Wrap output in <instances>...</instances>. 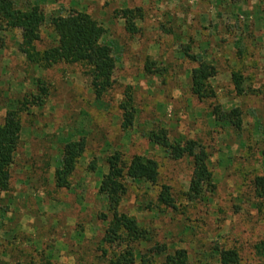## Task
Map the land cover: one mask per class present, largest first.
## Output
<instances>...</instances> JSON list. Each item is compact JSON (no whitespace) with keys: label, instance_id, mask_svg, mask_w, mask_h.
Wrapping results in <instances>:
<instances>
[{"label":"rangeland","instance_id":"1","mask_svg":"<svg viewBox=\"0 0 264 264\" xmlns=\"http://www.w3.org/2000/svg\"><path fill=\"white\" fill-rule=\"evenodd\" d=\"M13 1L20 10L38 6L45 14L39 50L57 40L50 16L89 14L101 43L111 47L115 83L97 100L84 66L29 65L20 32L0 28V124L8 109L36 92L37 80L48 90L41 106L20 110L11 189L0 195V264H108L101 242L107 224L99 218L106 206L98 187L106 158L116 152L124 161L139 155L159 164L158 184L128 180L121 203V212L136 218L150 238L136 246L134 264H142L141 255L146 264H164L165 254L148 252L155 245L167 253L185 250L187 264H219L218 248L236 249L240 264H264V200L252 185L264 175V0ZM126 8L141 9L134 35L117 14ZM187 45L212 67L213 99L199 101L189 91ZM234 72L242 76V95L233 89ZM128 94L134 121L123 129L119 104ZM214 107L238 109L240 130L218 121ZM161 128L170 139L204 147L211 194L183 200L191 164L168 159L149 141L148 133ZM80 138L86 148L70 186L57 190L53 172L63 145ZM162 185L171 188L177 209L156 202Z\"/></svg>","mask_w":264,"mask_h":264},{"label":"trees","instance_id":"2","mask_svg":"<svg viewBox=\"0 0 264 264\" xmlns=\"http://www.w3.org/2000/svg\"><path fill=\"white\" fill-rule=\"evenodd\" d=\"M141 9H123L118 11L124 20L125 31L130 35L137 33L135 20ZM46 22L45 14L38 6L20 10L13 0H0V28L2 30H18L21 45L25 50V61L32 66L47 70L57 64H79L85 67L90 78V88L95 99H101L114 87V63L111 47L101 43V32L97 22L87 13L79 12L68 16H50L49 27L56 34L53 45L43 50L36 46L39 33ZM183 55L193 66L189 69V91L199 101L215 97L209 85L212 67L205 61H198L187 45ZM233 89L237 95L244 93L242 76L231 73ZM48 95L44 82L37 80L36 92L23 97L18 109H8L0 124V195L10 191L11 167L14 163L21 139V109L41 106ZM122 114V128L129 129L134 121L132 98L128 94L119 104ZM213 113L218 121L230 124L234 130L241 128L238 109L221 111L214 107ZM149 141L161 148L166 157L172 161L188 160L191 174L187 191L182 198L193 203L201 200L214 191L212 173L208 168V153L195 141L179 142L170 139L165 129H157L148 133ZM86 148L83 138L64 143L60 165L53 172V186L57 190L68 189L79 158ZM107 172L101 176L98 193L105 200L106 212L99 218L106 222L102 235L103 253L108 257V264H134L136 246L150 242L148 232L139 225L136 218L121 212L120 207L127 193V181L156 185L159 182V164L152 158L139 155L124 161L116 152L106 158ZM90 169L95 165L91 163ZM254 195L264 200V175L255 176L253 181ZM156 202L166 208L177 209L178 205L172 195L171 188L162 185ZM152 255H164V264H187L186 251L176 250L167 253L165 246L155 245L148 250ZM219 264H240L236 249H216ZM108 254V255H107ZM140 256L142 264L149 261Z\"/></svg>","mask_w":264,"mask_h":264}]
</instances>
